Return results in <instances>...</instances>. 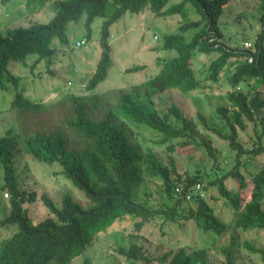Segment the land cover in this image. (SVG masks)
<instances>
[{
  "label": "trees",
  "instance_id": "1",
  "mask_svg": "<svg viewBox=\"0 0 264 264\" xmlns=\"http://www.w3.org/2000/svg\"><path fill=\"white\" fill-rule=\"evenodd\" d=\"M46 1L25 0L24 9L27 13L36 12ZM166 1L54 0L55 12L48 21L0 30V89H6L7 84H10L15 91L9 107L22 111L38 109L41 104L29 100L21 90H17L18 76L11 74L6 65L9 61L23 62L28 54L36 55L34 61H47L54 52V47L50 45L51 39L56 38L63 44L67 22L75 21L82 12H85L86 29L93 17L103 18L98 38L99 58L84 85L85 90H91L105 77L110 64L108 27L124 12L138 13L148 10L154 16L178 14L181 18L178 31L164 34L160 46L163 50L173 51L174 55L158 61L157 72L134 87L141 89L145 96L168 88L189 94L202 87V80L194 75L191 65L196 51L216 52L207 62L205 79L216 82L221 68L224 65L231 67L226 76L229 86L226 92L227 104L215 107L218 119L227 128L226 132L210 125L199 112L195 114L196 123L183 115L174 104H170L164 112H159L154 108H146L144 103L132 99L128 93H122L118 103V113L126 121L117 122L111 113L94 121L87 116L82 96L66 95L73 102L74 113L73 118L67 120V124L86 141L85 145L66 152L65 140L60 134L36 133L24 140L26 152L37 161L57 162L64 178L81 192L90 205L82 207L65 194L60 205L56 206L45 194H41L40 199L50 216L35 223H32L22 207L24 203L33 201L35 194L33 191L19 189L14 176L12 156L16 139L10 132L1 135L2 188L9 194V211L0 219V225H16V229L0 243V264H68L94 242L99 232L126 214L136 218L133 222L136 229L142 226L143 221L156 215L169 221L189 217L202 231L212 230L217 235L228 229L227 223L218 219L203 195L192 194L189 190L194 184L202 183V180L187 175L182 180L179 176L171 178L170 174L174 172L171 158L167 164H163L153 152L139 151L131 142L129 122L154 132L158 136L155 142L164 145L168 153L174 151L175 147L202 145L207 155L214 157L208 139L196 141L197 124L207 133L225 141L235 153L234 162L229 169L214 173L213 178L205 183H216L224 203L232 208L233 215L229 225L234 229L241 232L252 228L264 229V166L251 174L250 181L245 180L238 168L242 154L263 153L264 145L246 149L237 140V130L243 128L244 120L256 125L255 115L264 105V99L258 94L264 88V0H257L261 30L253 40V51L248 48H232L219 40L221 34L216 20L227 0H179L165 6ZM185 3L194 8L198 19L191 20L187 17ZM187 30H191L188 36L184 34ZM229 58L233 59L227 61ZM142 68L143 65H134L124 71ZM239 85L241 89L238 88ZM260 120L263 122L264 117ZM144 175L160 180L166 197L172 198L170 204L154 208L144 199L137 201L133 198V189L143 181ZM225 178L235 180L241 192L229 190L224 184ZM176 183H181V193L178 195L173 190ZM245 191H248V198L243 200ZM185 192L195 200V207L187 208L186 214L183 196ZM229 237V242L221 246L220 251L225 264H235L233 250L238 243L233 232ZM242 245L250 252L259 253L264 259V248L255 247L248 242H243ZM116 250L129 264L137 261L142 264H152V261L163 263L168 255L163 253L152 259L143 254L141 245L133 241L127 248L117 247ZM83 263L93 264L88 258H84ZM166 264L211 263L206 261L204 248L187 252L179 247Z\"/></svg>",
  "mask_w": 264,
  "mask_h": 264
},
{
  "label": "rangeland",
  "instance_id": "2",
  "mask_svg": "<svg viewBox=\"0 0 264 264\" xmlns=\"http://www.w3.org/2000/svg\"><path fill=\"white\" fill-rule=\"evenodd\" d=\"M25 0H0V30L26 26L33 22H46L54 14V0H47L36 12L27 13L24 9ZM179 0H167L165 6L174 4ZM184 9L191 20L199 16L194 8L185 3ZM260 10L257 0H227L222 6L216 20V25L221 34L219 40L232 48H245L244 42L250 43L248 49L253 51V40L261 30L259 20ZM102 17L95 16L85 28V12H82L75 21L67 22L65 26V42L60 44L52 38L50 45L54 52L50 58L34 61L36 55L28 54L24 61H9L7 70L18 76L17 90L34 102L40 103L35 110H18L9 107L14 89L7 84L6 89H0V136L10 132L16 139V146L12 156V167L17 186L26 192L33 191L35 199L24 203L28 217L35 223L50 216L43 205L40 195L45 194L54 205L59 206L63 195H69L80 206L87 207L90 202L75 188L61 173L60 165L53 161L50 163L32 159L26 152L24 140L36 133H58L64 142V151L82 148L85 140L79 137L67 124L73 118V102L66 95L82 96L87 116L97 121L111 113L114 120L126 121L118 113L119 98L122 93H128L132 99L145 104V107L154 108L164 112L170 104H174L181 113L197 123L195 114H203L207 122L226 132L227 128L218 119L215 107L227 104L226 92L229 90L226 81L231 67L224 65L218 80L212 82L205 79L207 75V62L216 52H194L191 61L194 75L202 80V87L194 89L189 94H183L175 88H168L150 96H145L136 84L154 75L158 70V61L174 52L160 48L164 34L177 32L181 22L178 14L168 16H154L150 11L143 10L138 13L124 12L108 27L109 58L110 64L106 75L91 90H85L84 85L93 72L99 58V30ZM191 30L185 31L189 35ZM84 39L78 46L76 42ZM264 48V40H263ZM229 58L227 61H231ZM134 65H143L136 71H124ZM240 85H239V87ZM244 91H246L244 89ZM264 99V88L258 91ZM250 95V93H249ZM264 105L255 115L256 125L244 120L242 129L237 130V140L243 148L249 149L264 145ZM129 122V121H128ZM131 130V142L141 152H153L163 164L171 158L174 172L171 178L179 176H195L202 180L200 188L202 197L212 207L218 219L227 223L228 229L221 235L212 230L202 231L195 222L189 218H177L169 221L163 220L161 215H156L143 221L141 227L136 229L131 215H123L116 219L104 231L98 233L94 242L83 253L72 258L68 264H84L83 259L88 258L93 264H129L116 248H127L130 242L141 245L143 254L155 259L163 253H168L163 263L152 261V264H166L172 254L183 247L187 252L195 248H204L206 261L211 264H225L220 247L230 240V233L236 236L237 247L233 250L235 264H264V259L257 252H250L242 243L248 242L255 247L264 248V229H247L243 232L229 225L233 210L224 203L216 183L206 184L213 178L214 173L229 169L234 162V151L226 142L218 139L214 134L207 133L198 124L196 126V141L209 140L210 150L214 157L206 153L200 145L175 147L168 153L164 145L155 141L158 136L150 129L128 123ZM126 131L129 129L125 127ZM239 171L246 181L261 166H264V152L242 154L239 158ZM2 169L0 166V219L8 214L9 194L2 188ZM181 183L175 185L180 186ZM224 184L232 192H241L235 180L225 178ZM4 193L6 196H4ZM200 193V192H199ZM193 194V193H192ZM243 200L248 198L245 191ZM133 198L137 201L144 199L154 208L170 204L172 198L166 197L159 179L143 176V181L133 189ZM195 200L185 199L184 214L186 209H193ZM16 229V225H0V243L6 240ZM142 264V262H135Z\"/></svg>",
  "mask_w": 264,
  "mask_h": 264
},
{
  "label": "built area",
  "instance_id": "3",
  "mask_svg": "<svg viewBox=\"0 0 264 264\" xmlns=\"http://www.w3.org/2000/svg\"><path fill=\"white\" fill-rule=\"evenodd\" d=\"M83 43H84V39H81L80 41L76 42L75 45L78 46V45L83 44ZM243 46H244L245 48H248V47L250 46V43L244 42V43H243ZM248 60H250V57H248ZM173 190H174V194H175V195H178V194L181 193V186L177 185V186H175V187L173 188ZM189 190H190L192 193H197L199 196H202V193H201L202 191H201V188H200V186H199L198 184H194ZM199 192H200V193H199ZM4 196H6L5 193H4ZM183 196H184L185 199L190 198V197H189L190 195H189L188 192H185V193L183 194Z\"/></svg>",
  "mask_w": 264,
  "mask_h": 264
},
{
  "label": "crops",
  "instance_id": "4",
  "mask_svg": "<svg viewBox=\"0 0 264 264\" xmlns=\"http://www.w3.org/2000/svg\"><path fill=\"white\" fill-rule=\"evenodd\" d=\"M261 231V230H260Z\"/></svg>",
  "mask_w": 264,
  "mask_h": 264
}]
</instances>
